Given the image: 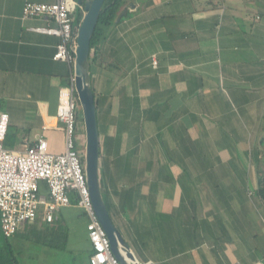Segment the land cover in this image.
Instances as JSON below:
<instances>
[{
	"label": "crops",
	"instance_id": "obj_1",
	"mask_svg": "<svg viewBox=\"0 0 264 264\" xmlns=\"http://www.w3.org/2000/svg\"><path fill=\"white\" fill-rule=\"evenodd\" d=\"M54 2L0 0L11 151L39 137L51 153L64 148L54 116L70 69L53 60L59 39L37 31L56 25L22 18L26 3ZM88 75L100 193L135 261L154 263L144 240L160 264H264V0H124L91 48ZM70 207L11 240L31 225L60 234ZM85 241L89 264L87 229Z\"/></svg>",
	"mask_w": 264,
	"mask_h": 264
},
{
	"label": "built area",
	"instance_id": "obj_2",
	"mask_svg": "<svg viewBox=\"0 0 264 264\" xmlns=\"http://www.w3.org/2000/svg\"><path fill=\"white\" fill-rule=\"evenodd\" d=\"M31 17L54 21V28L37 31L59 39L53 60L66 63L70 69L67 85L58 91L54 116L57 129L64 137V148L61 153H51L46 140L39 137L34 144L24 145L20 152L5 149L3 143L9 118L0 112L1 235L9 240L21 225L32 224L39 218L44 223H52L61 209L74 206L87 219V238L91 246L89 264H120L92 207L81 162L84 149L76 141L77 125L83 123L73 74L80 25L76 21V3L74 0H55L51 4L26 3L22 8V18ZM152 64L155 66L156 61L153 60ZM46 128L42 127L43 130ZM42 186L46 194L40 193Z\"/></svg>",
	"mask_w": 264,
	"mask_h": 264
},
{
	"label": "water",
	"instance_id": "obj_3",
	"mask_svg": "<svg viewBox=\"0 0 264 264\" xmlns=\"http://www.w3.org/2000/svg\"><path fill=\"white\" fill-rule=\"evenodd\" d=\"M104 1L85 0L76 38L73 74L84 126V175L92 207L109 240L113 255L120 264H138L113 225L99 188V141L94 99L89 86L88 55L90 40Z\"/></svg>",
	"mask_w": 264,
	"mask_h": 264
},
{
	"label": "rangeland",
	"instance_id": "obj_4",
	"mask_svg": "<svg viewBox=\"0 0 264 264\" xmlns=\"http://www.w3.org/2000/svg\"><path fill=\"white\" fill-rule=\"evenodd\" d=\"M261 136L264 137V119L259 130V137ZM76 141L78 146L84 149V134L77 135ZM257 145L258 148L260 146L259 142H257ZM262 147V149L259 147V152L264 155V146ZM40 193H45L43 187H41ZM62 212L59 214L61 217L59 238L45 239L40 234L41 237L39 238L41 239L34 240L29 236L32 235L29 232V235L20 234L12 240L9 239L16 264H88V249L85 241L86 229L83 223L85 218L72 206L67 209V216ZM67 232L68 239L66 240L64 236ZM120 234L122 237L123 234L121 232ZM143 243L144 255L147 252L149 257L153 259V264H160L157 259L158 254L153 250L156 244H148L144 240ZM172 263L176 264L177 260H173Z\"/></svg>",
	"mask_w": 264,
	"mask_h": 264
},
{
	"label": "trees",
	"instance_id": "obj_5",
	"mask_svg": "<svg viewBox=\"0 0 264 264\" xmlns=\"http://www.w3.org/2000/svg\"><path fill=\"white\" fill-rule=\"evenodd\" d=\"M74 1L76 3V21H77V23H80L82 16H83V5H84L85 0H74ZM123 1L124 0H105L104 1L102 9H101L99 16H98V20H97L95 29H94L93 34H92V38L90 40L89 54H90L92 46L96 42L98 36L101 35L104 28L107 27L108 25H110L111 23H113L115 21V19L117 18L118 14L121 10V5H122ZM88 59H89V55H88ZM91 92H92V89H91ZM92 94H93V92H92ZM7 130H8V128H7ZM6 141H7V134H6L5 141L3 143V146L5 148L7 147ZM81 162L83 165L84 164L83 158H82ZM257 184H258L257 194L259 195V197L261 199L264 200V171L259 173ZM102 199H103V202L106 206L108 214L111 218V221H112L113 225L115 226V228L117 229V227H116L115 223L113 222V219L109 213L106 202H105L104 198H102ZM29 228H30V230H31L30 232L32 234L29 236L31 238H33L34 240L39 238L40 234L38 232H36V226L31 225ZM117 231H118V229H117ZM42 235L44 236L45 239H50V238H54V237L59 238V234H57L55 230H51V231L45 230V232H43ZM64 238H65V236H64ZM8 241H9L8 239H5L2 237L1 231H0V264H16L14 254L11 250V246H10Z\"/></svg>",
	"mask_w": 264,
	"mask_h": 264
}]
</instances>
